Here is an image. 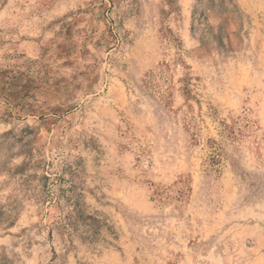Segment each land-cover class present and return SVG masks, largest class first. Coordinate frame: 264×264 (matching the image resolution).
<instances>
[{"label":"rangeland","instance_id":"rangeland-1","mask_svg":"<svg viewBox=\"0 0 264 264\" xmlns=\"http://www.w3.org/2000/svg\"><path fill=\"white\" fill-rule=\"evenodd\" d=\"M0 264H264V0H0Z\"/></svg>","mask_w":264,"mask_h":264},{"label":"trees","instance_id":"trees-1","mask_svg":"<svg viewBox=\"0 0 264 264\" xmlns=\"http://www.w3.org/2000/svg\"><path fill=\"white\" fill-rule=\"evenodd\" d=\"M193 17H194V21H196L197 20V18H196V12H194ZM199 21H200V19H199Z\"/></svg>","mask_w":264,"mask_h":264}]
</instances>
